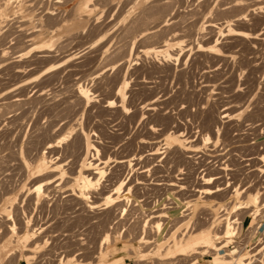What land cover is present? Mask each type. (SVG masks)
<instances>
[{"label": "rangeland", "instance_id": "obj_1", "mask_svg": "<svg viewBox=\"0 0 264 264\" xmlns=\"http://www.w3.org/2000/svg\"><path fill=\"white\" fill-rule=\"evenodd\" d=\"M0 1V6L10 8V19L6 23H0V264H112L114 259L121 260V264H159L152 253L144 257L134 254V239L140 236L143 230L147 229L145 236H149L148 240L157 242H154V246L150 245L151 248L143 249V252L148 253L156 246L161 250L159 258L164 260L167 258L166 246L173 237L180 238L191 229L183 242L185 244L200 230H213L217 224L214 223L215 220L222 216L227 217L229 214L231 220L236 216L242 221L248 216V226L251 218L249 213L257 211L255 215L260 216L258 220H264V174L258 172L259 168H264L263 163L258 160L264 155V0H236V3L235 0ZM254 4L259 6L254 7ZM84 5H88V12L77 15L76 17L81 19L75 17L74 21L80 24L73 23L72 26L69 22L71 26L67 29L56 33L53 29L52 33H46L47 36L42 35L41 41L39 36L31 37L28 27L27 33L30 36L25 33L26 28L25 32L18 28L25 21H19V18L17 20L12 15L18 7H23L21 12H33L35 17L32 21L37 23V26L39 22L49 24L47 14L53 9H58V13H54L61 15L60 18H68L75 7ZM242 6L244 9H241ZM211 24L215 25L214 30L209 27ZM228 25L232 26L235 33L243 32L252 38L243 39L234 33L225 32ZM176 38L179 43L174 41ZM166 42L172 43L170 53L174 54V57L171 63L164 60L163 56L144 53L146 49L164 45ZM211 44H217L219 55L207 52ZM41 45H46V53L45 49H35ZM79 87L89 88L93 103L86 105L78 99ZM122 88L124 98L120 101L116 94ZM108 100L116 102L112 111L107 107ZM122 102L127 108L125 112L120 107L124 105ZM224 114L227 118L223 119L224 122H220V125L217 123V127L222 128L217 134L216 128L211 127L222 121ZM71 128L73 135L77 136L80 135L78 130L89 129V142L101 150L100 155L94 157L93 152H90L85 157L83 148L72 152L73 143L79 141L76 135L69 138L71 141L68 139L69 143L65 141L66 145L61 142L60 139L63 135L66 136ZM208 132L210 141L205 140ZM179 135L183 140L185 137L184 142L176 141V136ZM32 142L36 143L35 146ZM46 142L58 147L48 151ZM154 142L159 144L158 148L161 149L153 160L151 153L149 154L152 152L149 144ZM166 142L170 145V150L165 149ZM39 143H43V147L39 148ZM81 154L85 155V158ZM86 160L93 161L92 164L97 167L102 166L100 169L104 173L97 188L89 192L90 203L86 202L87 205H97L94 211L84 205V200L82 202V199L77 198L82 190V181L77 179L78 173L89 169ZM120 161H127L131 165L125 166L129 167L128 169L121 168L117 164ZM205 165L206 167H203ZM225 166L233 172H223L222 175L226 177L221 175L222 179H219L221 188L225 187L224 192L210 197L203 195L201 201L196 204L200 196L197 191L203 187L201 178L211 175L215 178L217 170ZM60 174H63V177H60ZM146 174H150V177ZM120 178L124 183L123 191L128 189L129 192L115 198L113 204L106 208V196L115 194V185L120 183ZM218 183L214 181V185ZM170 184H176L178 187H170ZM235 186L245 190L241 202L248 201L259 192V205L252 207V211L250 209L234 213L238 201L231 197V192ZM36 187H42L41 192L37 191ZM124 206L125 213L122 212L125 210ZM223 208L229 209L227 214H224ZM160 213L165 214L167 223L162 221H165L164 218H160L162 230L155 233L153 224L155 225L156 220L152 217ZM222 225L215 230L222 231ZM13 228L15 232L10 231ZM195 229L196 232L193 231ZM106 234L110 235V243L102 245ZM104 246L111 255L108 261L101 260L98 255ZM194 256L202 258L199 255ZM194 256L175 257L170 260L173 263L163 262L185 264L190 258L197 259ZM163 262L160 264H164Z\"/></svg>", "mask_w": 264, "mask_h": 264}, {"label": "bare ground", "instance_id": "obj_2", "mask_svg": "<svg viewBox=\"0 0 264 264\" xmlns=\"http://www.w3.org/2000/svg\"><path fill=\"white\" fill-rule=\"evenodd\" d=\"M4 1V0H3ZM13 1V0H12ZM62 1V0H61ZM0 2H2V1H0ZM6 2V1H5ZM14 2V1H13ZM25 2V1H24ZM211 2V1H210ZM244 2V1H243ZM242 2V3H243ZM254 2H255V0H254ZM253 2V3H254ZM27 3V2H26ZM42 3H43V1H42ZM231 3V2H230ZM233 4H234V2H232ZM235 3H236V0H235ZM258 3V2H257ZM261 3V2H260ZM7 4H8V2H7ZM7 4H6V6H7ZM9 4H11V3H9ZM13 4V3H12ZM63 4V3H62ZM263 4V3H262ZM1 5H3V4H1ZM57 5V4H56ZM248 5V4H247ZM258 4H254V7L255 6H257ZM12 5H10V7H11ZM15 6V5H14ZM18 6V5H17ZM23 6V5H22ZM34 6H36V4L34 5ZM40 6V5H39ZM164 6H165V4H164ZM239 6V5H238ZM259 6V5H258ZM262 5H260V7H261ZM8 7V6H7ZM7 7H5V5H4V7L3 6H0V23H6V21L8 20V19H10L9 17V10L8 9H10L9 7L7 8ZM21 7V6H20ZM26 7V6H25ZM168 7V6H167ZM225 7V6H224ZM237 7V6H236ZM247 7V6H246ZM22 9H23V7H21ZM21 8H19L18 7V9H17V7H16V9H17V11L16 12H13V16H14V18H16L17 20H18V18H19V21H20V19H22L23 21H25V22H23V25L21 24V26H19L18 28H20L22 31H24L25 30V28L26 27H28V29H29V31L31 32V33H29V34H31V37L33 38V37H37V36H39V38L42 36V35H46V33L48 34V32H51L52 33V30L54 29V33H56V31L57 32H60L59 30H64V29H67V27L68 26H71V24H72V26H74L73 25V23L74 24H77V23H79V22H77V20H76V22L77 23H75L74 21H75V19L76 18H78V17H76L77 15H79V14H81V13H86V12H88V11H86L87 9H88V5H84V7H75L74 8V10H70L72 13L70 14V16L68 17V18H60L61 17V15H59L58 16V14L56 15L55 13H54V11H56V10H58L57 8L56 9H53L51 12H49L47 15H48V17L46 18V19H48L47 21H49V22H47V23H49V24H46V26H45V24H44V22L43 21H41V22H43V24H41L40 22H39V24L37 25V26H35V24H37V23H34L33 21H32V19L35 17V15H33V12H28V13H26V12H21L22 10H21ZM243 8V6L241 7V9ZM250 8V6L248 7V9ZM12 9V8H11ZM30 9V8H29ZM33 9V8H32ZM238 9V8H237ZM236 9V10H237ZM244 9V8H243ZM246 9V8H245ZM47 10V9H46ZM247 10V9H246ZM23 11H25V10H23ZM26 11H29V10H26ZM238 11V10H237ZM256 11V10H255ZM38 12V11H37ZM57 12V11H56ZM218 12V11H217ZM26 13V14H25ZM58 13V12H57ZM62 13V12H61ZM239 13V12H238ZM242 13V12H241ZM246 13V12H245ZM252 13H253V11H252ZM35 14V13H34ZM230 14V13H229ZM11 15V16H12ZM69 15V14H68ZM206 15V14H205ZM250 15H251V13H250ZM37 16V15H36ZM239 16V15H238ZM243 16V15H242ZM249 16V15H248ZM67 17V16H66ZM76 17V18H75ZM81 17V16H80ZM86 17V16H85ZM235 17H237V16H235ZM240 17V16H239ZM25 18H27V20H25ZM37 18V17H36ZM83 18V17H82ZM220 18V17H219ZM228 18H229V16H228ZM232 18H233V16H232ZM263 18V17H262ZM78 19H81V18H78ZM240 19H241V17H240ZM264 19V18H263ZM217 20V19H216ZM227 20V19H226ZM231 20V19H230ZM239 20V19H238ZM10 21L11 20H9V23H10ZM12 21H14V20H12ZM18 21V22H19ZM69 22L71 23V24H69ZM87 22V21H86ZM160 22V21H159ZM240 22V21H239ZM8 23V22H7ZM8 23V24H9ZM25 23V24H24ZM138 23H139V21H138ZM166 23V22H165ZM237 23V22H236ZM34 24V25H33ZM50 24H53V26H51ZM69 24V25H68ZM80 24V23H79ZM155 24V23H154ZM230 24V23H229ZM233 24V23H232ZM239 24V23H238ZM19 25H20V23H19ZM83 25V24H82ZM87 25V24H86ZM136 25V24H135ZM134 25V26H135ZM138 25V24H137ZM147 25V24H146ZM161 25V24H160ZM219 25V24H218ZM11 26V25H10ZM80 26V25H79ZM224 26H226V25H224ZM14 27V26H13ZM77 26H75V28H76ZM145 27V26H144ZM157 27V26H156ZM209 27L211 28V30H214V28H215V25H209ZM217 27V26H216ZM139 28V27H138ZM142 28V27H141ZM154 28V27H153ZM235 28H236V26H235ZM257 28V27H256ZM69 29V28H68ZM83 29V28H82ZM131 29V28H130ZM129 29V30H130ZM134 29H135V27H134ZM209 29V28H208ZM255 29V28H254ZM10 30H11V27H10ZM20 30V31H21ZM26 30H27V28H26ZM51 30V31H50ZM70 31H71V29H69ZM68 30V31H69ZM74 30V29H73ZM127 30V29H126ZM146 30V29H145ZM217 30V29H216ZM219 30V29H218ZM28 30L25 32V33H27V32H29ZM147 31H149V30H147ZM228 32L229 34H235L236 36H238V37H242L243 39H247V38H252V37H250L248 34H246V33H240V32H238V33H235V31L232 29V26L231 25H228L227 26V30H225V32ZM9 32V31H8ZM14 32V31H13ZM17 32V31H16ZM136 32V31H135ZM134 32V33H135ZM138 32V31H137ZM146 32V31H145ZM181 32V31H180ZM224 32V31H223ZM257 32V31H256ZM53 33V34H54ZM151 33V32H150ZM149 33V34H150ZM153 33V32H152ZM177 33V32H176ZM17 34V33H16ZM28 33H27V36L29 35ZM181 34V33H180ZM49 35H51V34H49ZM64 35V34H63ZM258 35V34H257ZM30 36V35H29ZM47 36V35H46ZM227 36V35H226ZM252 36H254V35H252ZM12 37V36H11ZM172 37V36H171ZM178 37V36H177ZM233 37V36H232ZM38 38V37H37ZM53 37H52V35H51V39H52ZM179 38V37H178ZM182 38H184V37H182ZM241 38V39H242ZM6 39V38H5ZM28 39V38H27ZM43 39H44V36H43ZM180 39V38H179ZM179 39H174V41L177 43H179ZM239 39V38H238ZM253 39H256L255 37H253ZM29 40V39H28ZM32 40V39H31ZM38 40V39H37ZM40 41L42 40L41 38L39 39ZM3 41V40H2ZM21 41V40H20ZM35 41V40H34ZM173 41V40H172ZM248 41V40H247ZM5 42V41H4ZM32 42V41H31ZM37 42V41H36ZM46 42H47V40H46ZM59 42V41H58ZM57 42V43H58ZM162 42V41H161ZM165 42V41H164ZM1 43V42H0ZM30 43V42H29ZM38 43H40V42H38ZM35 43H33V45H34ZM47 44V43H46ZM172 44V43H171ZM169 42H166L164 45L163 44H160L159 46H156V47H151V48H149V49H146L145 51H144V53L145 54H154V55H156V56H163V58H164V60H166L167 62H169V63H171V60H173V57H174V54L172 55L171 53H170V48L172 47V45H171ZM2 45H5V44H2ZM33 45H32V47H33ZM156 45V44H155ZM212 46H208L209 47V49L207 50V52L208 53H212V54H214V55H219L218 54V48H217V44H211ZM29 47V46H28ZM44 47H46V45H41V46H37V48L35 47V49H39L38 51H43L44 49H45V53H46V49L47 48H44ZM49 47L51 48V46L49 45ZM205 47V46H204ZM208 47H206V48H208ZM80 52V51H79ZM208 53H206V54H208ZM40 55H41V53H40ZM43 55H45V54H43ZM42 55V56H43ZM74 55V54H73ZM175 55H177V54H175ZM47 56V55H46ZM45 56V57H46ZM44 57V56H43ZM51 57V56H50ZM71 57H73V56H71ZM148 57V56H147ZM37 58V57H36ZM41 58V57H40ZM161 58V57H160ZM162 58V59H163ZM182 58V57H181ZM42 59V58H41ZM134 59V58H133ZM185 60V59H184ZM177 62V61H176ZM161 63V62H160ZM174 64V63H173ZM169 65V64H168ZM171 66V65H170ZM179 67V66H178ZM155 68V67H154ZM134 72V71H133ZM167 72V71H166ZM171 72V71H170ZM134 73H136V72H134ZM125 81V80H124ZM123 83H125V82H123ZM26 84H28V83H26ZM177 85V84H176ZM24 86V85H23ZM120 88V87H119ZM89 89V88H88ZM88 89H86L85 87L83 88V87H79V88H77V95H78V99H81L83 102H85L86 103V105L87 104H90L91 102H92V94H91V92L88 90ZM208 89V88H207ZM117 93V92H116ZM182 93V92H181ZM115 95V94H114ZM116 96H117V98H118V100H123V98H124V92H123V88L122 89H120L119 90V92L116 94ZM182 98V97H181ZM245 98V97H244ZM191 99V98H190ZM117 100V101H118ZM173 100V99H172ZM180 100V99H179ZM206 100V99H205ZM109 101V100H108ZM152 101V100H151ZM175 100H173V102H174ZM191 101V100H190ZM194 101V100H193ZM232 101V100H231ZM83 102H81V103H83ZM172 102V101H171ZM244 102V101H243ZM84 103V104H85ZM93 103V102H92ZM115 103L116 102H114V101H109L108 102V104H107V107H108V109H109V111H110V109H111V111H112V109L115 107ZM121 103V102H120ZM155 103V102H154ZM185 103V102H184ZM204 103V102H203ZM216 103V102H215ZM119 104V103H118ZM118 104H117V107H118ZM122 104H124L123 102H122ZM156 104H158V103H156ZM162 104V103H161ZM224 104V103H223ZM247 104V103H246ZM119 105H121V104H119ZM150 105V104H149ZM167 105V104H166ZM204 105V104H203ZM159 106H161V105H159ZM175 106V105H174ZM121 107V110L122 111H124L125 112V110L127 109L126 107H125V104L124 105H121L120 106ZM153 107V106H152ZM173 107V106H172ZM195 107H196V105H195ZM199 107V106H198ZM84 108V107H83ZM176 108V107H175ZM200 108V107H199ZM210 108V107H209ZM208 108V109H209ZM107 109V110H108ZM128 109H129V107H128ZM152 109H154V108H152ZM158 109V108H157ZM102 110V109H101ZM105 110V109H104ZM120 110V111H121ZM144 110V109H143ZM149 110V109H148ZM115 111V110H114ZM141 111V110H140ZM180 111V110H179ZM183 111V110H182ZM181 111V112H182ZM200 111V110H199ZM208 111H210V110H208ZM221 111V110H220ZM240 111V110H239ZM81 112V111H80ZM145 112V111H144ZM147 112H149V111H147ZM151 112H153V111H151ZM218 112V111H217ZM252 112H253V110H252ZM123 113V112H122ZM189 113V112H188ZM206 113V112H205ZM111 114V113H110ZM141 114V113H140ZM149 114V113H148ZM151 114V113H150ZM162 114V113H161ZM174 114V113H173ZM181 114V113H180ZM179 114V115H180ZM203 114V113H202ZM121 115V114H120ZM194 115V114H193ZM205 115H207V114H205ZM221 115V114H220ZM225 115V114H224ZM231 115V114H230ZM257 115V114H256ZM80 116V115H79ZM130 116H132V115H130ZM129 116V117H130ZM190 116V115H189ZM209 116V115H208ZM217 116V115H216ZM252 116V115H251ZM136 117V116H135ZM143 117V116H142ZM149 117V116H148ZM155 117V116H154ZM168 117V116H167ZM180 117V116H179ZM186 117V116H185ZM199 117V116H198ZM205 117V116H204ZM221 117V116H220ZM220 117H219V119H220ZM229 117V116H228ZM76 118V117H75ZM132 118V117H131ZM139 118V117H138ZM164 118V117H163ZM169 118V117H168ZM171 118V117H170ZM225 118H227V115H225V116H223L222 118H221V120L222 121H218L217 119H215V120H217L218 122H216V124H214V125H216L215 127H211L212 129L213 128H216V133L217 134H219L220 133V131H221V129H220V126H218L217 127V123H218V125H220V122L221 123H223L224 121H223V119H225ZM255 118V117H254ZM149 119V118H148ZM162 119V118H161ZM165 119V118H164ZM177 119H178V117H177ZM181 119V118H180ZM201 119V118H200ZM202 119H203V117H202ZM206 119V118H205ZM205 119H204V121H205ZM249 119V118H248ZM253 119V118H252ZM75 120V119H74ZM77 120V119H76ZM170 120V119H169ZM213 120H214V118H213ZM212 120V121H213ZM232 120V119H231ZM52 121V120H51ZM51 121H50V123H51ZM116 121V120H115ZM209 121H211L210 119H209ZM255 121V120H254ZM74 122V121H73ZM77 123H78V121H76ZM137 122V121H136ZM161 122V120L158 122V123H160ZM193 122H195V120L193 121ZM192 122V123H193ZM199 122V121H198ZM206 122H208L207 121V119H206ZM205 122V123H206ZM246 122H247V120H246ZM130 123V122H129ZM166 123V122H165ZM200 123H202V122H200ZM211 123V122H210ZM209 123V124H210ZM237 123V122H236ZM244 123V122H243ZM70 124V123H69ZM164 124V123H163ZM184 124V123H183ZM209 124H207V125H209ZM212 124V123H211ZM248 124V123H247ZM51 125V124H50ZM49 125V126H50ZM71 125H72V123H71ZM168 125V124H167ZM206 125V124H205ZM243 125V124H242ZM52 126H54V125H52ZM80 126H81V124H80ZM162 126H164V125H162ZM172 126V125H171ZM175 126V125H174ZM186 126V125H185ZM210 126V125H209ZM222 126V125H221ZM226 126V125H225ZM240 126V125H239ZM254 126V125H253ZM188 127V126H187ZM202 127V126H201ZM206 127V126H205ZM238 127V126H237ZM70 128V127H69ZM83 128V127H82ZM150 128V127H149ZM154 128H155V126H154ZM168 128V127H167ZM166 128V129H167ZM235 128V127H234ZM73 128H71L70 129V131L69 132H67V135L66 136H64L63 135V132H62V135H63V138L62 139H60V141L61 142H65V141H68V139L71 137V136H75L76 134H74L73 135V130H72ZM84 129V128H83ZM166 129L164 130V132L166 131ZM170 129V128H169ZM173 129V128H172ZM179 129V128H178ZM183 129V128H182ZM195 129V128H194ZM197 129V128H196ZM202 129V128H201ZM200 128H199V130H201ZM205 129V128H204ZM210 129V128H209ZM209 129H207V130H209ZM212 129H210V130H212ZM224 129H226V128H224ZM229 129V128H228ZM239 129V128H238ZM237 129V130H238ZM250 129V128H249ZM68 130V129H67ZM82 130V129H81ZM79 131L78 130V134H80V135H76L75 137H78V142L77 141H75V143H73V146H72V148H71V150H72V152H74L75 153V151H77V149H82L83 148V150H85V152H86V156L85 157H87L88 156V154L90 153V152H93V156L94 157H97V156H99L100 155V151L101 150H99V148L95 145V144H93V143H91V142H89V135L87 134V132H88V130L86 131V130H82V131ZM150 130V129H149ZM161 130V129H160ZM163 130V129H162ZM168 130V129H167ZM235 130V129H234ZM259 130V129H258ZM63 131V130H62ZM66 131V130H65ZM170 131V130H169ZM168 131V132H169ZM172 131V130H171ZM202 131V130H201ZM214 131V130H213ZM223 131V130H222ZM248 131V130H247ZM42 132V131H41ZM75 132V131H74ZM81 132V133H80ZM149 132V131H148ZM160 132V131H159ZM183 132V131H182ZM199 132V131H198ZM202 132H206V131H202ZM239 132V131H238ZM245 132V131H244ZM93 133V132H92ZM104 133V132H103ZM129 133V132H128ZM175 133V132H174ZM254 133V132H253ZM105 134V133H104ZM155 134V133H154ZM173 134V133H172ZM176 134V133H175ZM233 134V133H232ZM237 134V133H236ZM243 134V133H242ZM91 135V134H90ZM149 135V134H148ZM163 135V134H162ZM161 135V136H162ZM169 135V134H168ZM182 135V134H181ZM181 135H179V136H176V141H179V142H184V140H185V137H184V140L181 138ZM192 135V134H191ZM194 135V134H193ZM253 135V134H252ZM57 136V135H56ZM101 136V135H100ZM153 136V135H152ZM171 136V135H170ZM173 136V135H172ZM188 136V135H187ZM195 136V135H194ZM204 136V135H203ZM211 136V135H210ZM246 136V135H245ZM62 137V136H61ZM104 137V136H103ZM102 137V138H103ZM107 137V136H106ZM155 137H156V135H155ZM154 137V138H155ZM163 137V136H162ZM183 137V136H182ZM199 137V136H198ZM213 137V136H212ZM59 138V137H58ZM72 138V137H71ZM194 138V137H193ZM239 138V137H238ZM33 139V138H32ZM104 139V138H103ZM153 138H151V140H152ZM189 139V138H188ZM200 139V138H199ZM203 139V138H202ZM205 139V138H204ZM214 139V138H213ZM70 140V139H69ZM75 140V139H74ZM77 140V139H76ZM126 140V139H125ZM187 140V139H186ZM194 140V139H193ZM206 141H210L211 139H210V137H209V132H208V134H206V139H205ZM36 141H37V139H36ZM39 141V140H38ZM37 141V142H38ZM71 141V140H70ZM70 141H68V143L70 142ZM129 141V140H128ZM132 141V140H131ZM137 141V140H136ZM238 141V140H237ZM50 142V141H49ZM47 143L46 142V144L45 145H48V147L46 148V149H48V151L49 150H51V149H53L54 147H58V145L57 146H54V144L52 145V144H50V143ZM52 142V141H51ZM54 142V141H53ZM61 142H58V143H61ZM74 142V141H73ZM77 142V143H76ZM150 142V141H149ZM162 142V141H161ZM233 142V141H232ZM243 142V141H242ZM33 143V142H32ZM45 143V142H44ZM57 143V142H56ZM55 143V144H56ZM66 143L67 142H65V145H66ZM187 143V142H186ZM185 143V144H186ZM189 143V142H188ZM199 143V142H198ZM204 143V142H203ZM214 143V142H213ZM35 142L33 143V145L35 146ZM38 144V143H37ZM39 144H41V143H39ZM43 144V143H42ZM42 144L39 146V148L42 146ZM146 144V143H145ZM190 144V143H189ZM206 144V143H205ZM208 144V143H207ZM225 144V143H224ZM236 144V143H235ZM61 145V144H60ZM63 145V144H62ZM68 145V144H67ZM70 145V144H69ZM127 145V144H126ZM133 145V144H132ZM140 145V144H139ZM143 145V144H142ZM141 145V146H142ZM187 145V144H186ZM194 145V144H193ZM30 146V145H29ZM160 145L159 144H157V143H151V144H149V147H151V149H150V151H152V152H149V154H150V157L151 158H153V160H154V158H156L157 156H158V151L161 149H159L158 147H159ZM161 146H162V144H161ZM165 149L166 150H170V145L166 142L165 143ZM184 146V145H183ZM207 146V145H206ZM255 146V145H254ZM43 147V146H42ZM67 147H70V146H67ZM147 147V146H146ZM163 147V146H162ZM191 147V146H190ZM192 147H195V146H192ZM200 147V146H199ZM203 147V146H202ZM201 147V148H202ZM213 147V146H212ZM251 147V146H250ZM29 148V147H28ZM32 148V147H31ZM85 148V149H84ZM143 148V147H142ZM244 148V147H243ZM249 148V147H248ZM33 149V148H32ZM44 149V148H43ZM55 149H58V148H55ZM54 149V150H55ZM62 149V148H61ZM64 149H65V147H64ZM64 149H63V151H64ZM68 149V148H67ZM145 149V148H144ZM149 149V148H148ZM164 149V150H165ZM172 149V148H171ZM250 149V148H249ZM70 149H68V151H71ZM132 150V149H131ZM177 150V149H176ZM175 150V151H176ZM236 150V149H235ZM241 150V149H240ZM248 150V149H247ZM29 151V150H28ZM32 151V150H31ZM37 151V150H36ZM51 151H53V150H51ZM50 151V152H51ZM56 151V150H55ZM62 151V150H61ZM142 151H143V149H142ZM163 151V150H162ZM181 152H182V150H180ZM223 151V150H222ZM232 151V150H231ZM24 152H26V151H24ZM79 152V151H78ZM77 152V153H78ZM82 152V151H81ZM105 152V151H104ZM140 152V151H139ZM161 152V151H160ZM167 152V151H166ZM174 152V151H173ZM172 152V153H173ZM178 151H176V153H177ZM181 152H179V154L181 153ZM217 152V151H216ZM235 152V151H234ZM252 152V151H251ZM19 153V152H18ZM63 153V152H62ZM66 153V152H65ZM64 153V154H65ZM68 153V152H67ZM144 153V152H143ZM165 153V152H164ZM170 153V152H169ZM183 153V152H182ZM218 153V152H217ZM40 154V153H39ZM57 154V153H56ZM72 155H73V153H71ZM83 154V153H82ZM81 154V155H82ZM92 154V153H91ZM126 154V153H125ZM146 154V153H145ZM166 154V153H165ZM174 154V153H173ZM189 154H190V152H189ZM192 154V156H193V153H191ZM212 154H214L213 152H212ZM11 155V154H10ZM65 155H69V154H65ZM71 155V156H72ZM75 155V154H74ZM79 155V154H78ZM159 155H161L160 153H159ZM167 155V154H166ZM169 155V154H168ZM183 155V154H182ZM184 155H188L187 153L185 154L184 153ZM194 155H196L195 153H194ZM248 155V154H247ZM18 156H19V154H18ZM24 156H26V155H24ZM77 155H75V157H76ZM83 155H82V157H84ZM172 156V155H171ZM170 156V157H171ZM176 156V155H175ZM191 156V157H192ZM240 156V155H239ZM19 157H21V156H19ZM66 157V156H65ZM75 157H73V160H74V158ZM84 157V158H85ZM115 157V156H114ZM114 157H113V159H114ZM122 157V156H121ZM126 157V156H125ZM148 157V156H147ZM180 157V156H179ZM186 156H184V158H185ZM189 157V156H188ZM202 157V156H201ZM227 157V156H226ZM11 158V157H10ZM69 158V157H68ZM79 158H81V157H79ZM100 158V157H99ZM104 158V157H103ZM138 158V157H137ZM149 158V157H148ZM150 158V159H151ZM165 158H167V157H165ZM169 158V157H168ZM194 158V157H193ZM203 158V157H202ZM219 159H220V157H218ZM222 158V157H221ZM12 159V158H11ZM21 159V158H20ZM19 159V160H20ZM123 159V158H122ZM121 159V160H122ZM128 159H129V156H128ZM171 159V158H170ZM187 159V158H186ZM190 159V158H189ZM201 159V158H200ZM204 159V158H203ZM241 159V158H240ZM9 160V159H8ZM29 160H31V159H29ZM61 160V159H60ZM82 160H83V158H82ZM89 160H91V159H89ZM108 160V159H107ZM125 160V159H124ZM145 160V159H144ZM149 160V159H148ZM156 160V159H155ZM163 160V159H162ZM172 161H173V159H171ZM170 160V161H171ZM179 160V159H178ZM184 160V159H183ZM206 160V159H205ZM211 160V159H210ZM212 160H214V159H212ZM225 160V159H224ZM253 160V159H252ZM261 163H263V166H264V155H261L260 157H259V159H258ZM84 161H85V159H84ZM87 161V160H86ZM101 161V160H100ZM118 161V160H117ZM152 161V160H151ZM157 161H158V158H157ZM170 161H169V163H170ZM175 161V160H174ZM187 161V160H186ZM219 161V160H218ZM221 161V160H220ZM237 161V160H236ZM242 161V160H241ZM2 162V161H1ZM4 162V161H3ZM2 162V163H3ZM6 162H7V159H6ZM32 162V161H31ZM34 162V161H33ZM81 162V161H80ZM93 162V161H92ZM92 162L91 161H87L86 162V165H87V167L89 168V169H87V170H85V171H83V172H79L78 173V177H77V179H79V180H81L82 182V190H78L80 193V195H78V197L77 198H80V199H82V200H80V201H82L83 202V200L85 201V203H84V205L86 204V202H89L90 203V201H89V199H90V191L91 190H93L94 188H97L96 186H97V184H98V182H99V180H100V178H102L103 176H104V173H103V171L100 169V167H102V166H96V164H92ZM147 162V161H146ZM179 162V161H178ZM184 162V161H183ZM200 162H201V160H200ZM203 162V161H202ZM206 162V161H205ZM224 162V161H223ZM245 162V161H244ZM23 163L24 164H26V162L23 160ZM35 163V162H34ZM94 163V162H93ZM99 163V162H98ZM149 163V162H148ZM151 163V162H150ZM160 163V162H159ZM194 163V162H193ZM193 163H192V165H193ZM117 164H119V166L122 168V167H125L127 164L129 165L130 163L129 162H127V161H120V162H118ZM168 164V163H167ZM179 164V163H178ZM198 164H200V163H198ZM210 164V163H209ZM211 164H213V163H211ZM222 164V163H221ZM101 165V164H100ZM109 165H111V164H109ZM108 165V166H109ZM131 165V164H130ZM144 165V164H143ZM186 165H188V164H186ZM191 165V166H192ZM201 165V164H200ZM213 165H215V164H213ZM61 166V165H60ZM116 166V165H115ZM136 166H138V165H136ZM150 166H151V164H150ZM167 166V165H166ZM170 166V165H169ZM171 166H173V165H171ZM180 167H181V165H179ZM184 165H182V167H183ZM209 166V165H208ZM207 166V167H208ZM218 166V165H217ZM22 167H24V166H22ZM81 167V166H80ZM110 167V166H109ZM133 167V166H132ZM148 167V166H147ZM160 167V166H159ZM177 167V166H176ZM187 167V166H186ZM190 167V166H189ZM203 167H206V165L205 166H203ZM214 167V166H213ZM251 167V166H250ZM77 168H79V167H77ZM118 168V167H117ZM120 168V169H121ZM128 169L129 167H125L124 169ZM165 168H167V167H165ZM171 168H173V167H171ZM178 168V167H177ZM210 168V167H209ZM208 168V169H209ZM217 168V167H216ZM245 168V167H244ZM24 169V168H23ZM142 169V168H141ZM163 169H164V167H163ZM176 169V168H175ZM179 169H181V168H179ZM178 169V170H179ZM192 169H196V168H192ZM207 169V170H208ZM215 169V168H214ZM251 169V168H250ZM24 170H26V168L24 169ZM92 170H94V171H92ZM112 170V169H111ZM119 170V169H118ZM143 170V169H142ZM147 170V169H146ZM157 170V169H156ZM168 170V169H167ZM186 170V169H185ZM202 170V169H201ZM210 170H212V169H210ZM216 170V169H215ZM246 170H247V168H246ZM105 171V170H104ZM140 171V170H139ZM139 171H137V172H139ZM160 171V170H159ZM159 171H157V172H159ZM163 171V170H162ZM192 171V170H191ZM218 172H217V174H216V176L217 177H215L214 178V176H210V177H208V178H201V183H202V186L203 187H200V189H198V193L200 194V196H199V198L196 200V204L198 203V202H200L201 201V199H202V196L203 195H205V196H207V197H210V196H213L214 194H216V193H220V192H224V188H221V185H219L220 184V181H219V179H222L221 177L222 176H225V175H222L223 174V172H228V171H232V169L230 170V168L229 167H227V166H225V167H222V168H220V169H218L217 170ZM113 172V171H112ZM161 172V171H160ZM165 172V171H164ZM167 172V171H166ZM233 172V171H232ZM254 172V171H253ZM258 172L259 173H262V174H264V168H259L258 169ZM63 173V172H62ZM124 173V172H123ZM145 173V172H144ZM169 173V172H168ZM205 173V172H204ZM210 173V172H209ZM252 173V172H251ZM113 174V173H112ZM111 174V175H112ZM129 174V173H128ZM152 174V173H151ZM175 174V173H174ZM188 174V173H187ZM237 174V173H236ZM240 174V173H239ZM249 174V173H248ZM73 175L75 176V174L73 173ZM115 175V174H114ZM131 175V174H130ZM133 175V174H132ZM142 175V174H141ZM144 175V174H143ZM146 175H148V174H146ZM145 175V176H146ZM150 175V174H149ZM148 175V176H149ZM165 175V174H164ZM168 175V174H167ZM183 175V174H182ZM189 175V174H188ZM222 175V176H221ZM228 175V174H227ZM98 176V177H97ZM147 176V177H148ZM152 176V175H151ZM175 176V175H174ZM184 176V175H183ZM190 176V175H189ZM200 176V175H199ZM60 177H63V174H60ZM114 177V176H113ZM122 177V176H121ZM142 177H144V176H142ZM146 177V178H147ZM150 177V176H149ZM148 177V178H149ZM156 177V176H155ZM160 177V176H159ZM194 177V176H193ZM226 177V176H225ZM229 177V176H228ZM237 177V176H236ZM115 178V177H114ZM116 178H118V177H116ZM124 178V177H123ZM139 178V177H138ZM145 178V179H146ZM153 178V177H152ZM51 179V178H50ZM61 179V178H60ZM119 179V178H118ZM122 178H120V180H118V182H120V183H118V185L116 184L115 186H116V188H115V194H113V196H115V197H113V196H111V195H108V196H106V200H105V206H106V208H108V207H110L112 204H113V201H114V199L116 198H119L121 195H126L128 192H129V190L127 189L126 191H123V185H124V183L123 182H121L122 180H121ZM127 179V178H126ZM144 179V178H143ZM157 179V178H156ZM173 179H175V178H173ZM185 179H187V178H185ZM228 179V178H227ZM8 180V179H7ZM116 180V179H115ZM142 180V179H141ZM169 180H171V179H169ZM190 180V179H189ZM193 180V179H192ZM218 181L219 183L218 184H215L214 185V181ZM11 181V180H10ZM41 181V180H40ZM42 181H44V180H42ZM75 181V180H74ZM124 181V180H123ZM162 181V180H161ZM164 181V180H163ZM70 182V181H69ZM116 182V181H115ZM114 182V183H115ZM125 182V181H124ZM151 182V181H150ZM72 183H73V181H72ZM154 183H155V181H154ZM158 183H159V181H158ZM200 183V182H199ZM200 183V184H201ZM224 183V182H223ZM229 183V182H228ZM227 183V184H228ZM17 184V183H16ZM136 184V183H135ZM150 184V183H149ZM180 184V183H179ZM222 184V183H221ZM226 184V185H227ZM39 185V184H38ZM37 185V186H38ZM51 185V184H50ZM127 185V184H126ZM151 185V184H150ZM214 185V186H213ZM238 185V184H237ZM42 186V185H41ZM54 186V185H53ZM68 186V185H67ZM78 186V185H77ZM142 186V185H141ZM163 186V185H162ZM167 186V185H166ZM170 187H178L176 184H170L169 185ZM196 186V185H195ZM211 186H213V187H211ZM229 186H230V183H229V185L227 186L228 188H229ZM34 187H35V185H34ZM51 187V186H50ZM111 187H113V186H111ZM137 187V186H136ZM187 187V186H186ZM236 187V186H235ZM238 187V186H237ZM234 188L233 189V191L231 192V194H232V198H234V199H236L237 201H238V204H236V207H234V213H237V212H239V211H243V210H250L252 207H254V206H256L257 207V205H259V201H260V195H259V192H257V193H255L253 196H252V198L251 199H249L248 201H242L241 202V199H242V194L245 192V190H242L241 188ZM37 188V187H36ZM113 188V189H114ZM127 188V187H126ZM129 188V187H128ZM142 188V187H141ZM164 188V187H163ZM227 188V189H228ZM231 188H232V186H231ZM230 188V189H231ZM5 189V188H4ZM41 189H42V187H38L37 188V191H39V192H41ZM112 189V188H111ZM138 189V188H137ZM174 189V188H173ZM172 189V190H173ZM178 189V188H177ZM181 189V188H180ZM197 189V188H196ZM46 191H47V189H45ZM49 190V189H48ZM132 190V189H131ZM53 192H54V190H52ZM94 191V190H93ZM111 191V190H110ZM142 191V190H141ZM27 192V191H26ZM43 192V191H42ZM45 192V191H44ZM50 192V191H49ZM191 192V191H190ZM193 192V191H192ZM194 192H196V191H194ZM229 192V191H228ZM67 193H71V192H67ZM112 193V192H111ZM66 194V193H65ZM72 194V193H71ZM78 194V193H77ZM190 194V193H189ZM229 194V193H228ZM227 194V195H228ZM2 195V194H1ZM93 195V194H92ZM217 195V194H216ZM216 195H214V196H216ZM220 195V194H219ZM221 195H222V193H221ZM50 196V195H49ZM177 196V195H176ZM193 196V195H192ZM36 197V196H35ZM178 197V196H177ZM197 197V196H196ZM105 198V197H104ZM163 198V197H162ZM2 199V198H1ZM46 199H48V198H46ZM71 199V198H70ZM70 199H69V201H70ZM76 199V198H75ZM179 199V198H178ZM177 199V200H178ZM181 199V198H180ZM179 199V200H180ZM190 199V198H189ZM204 200H205V198H203ZM207 199V198H206ZM78 200V199H77ZM209 200V199H208ZM76 201V200H75ZM124 201V200H123ZM170 201V200H169ZM180 201H182V200H180ZM184 201V200H183ZM172 202V201H171ZM194 202V201H193ZM175 203V202H174ZM184 203V202H183ZM93 204V203H92ZM117 204H119V203H117ZM165 204V203H164ZM171 204V203H170ZM172 204H173V202H172ZM156 205V204H155ZM169 205V204H168ZM174 206H175V204H173ZM183 205H187V204H183ZM215 205V204H214ZM229 205V204H228ZM227 205V206H228ZM86 206H87V208H89L90 209V211L91 210H93V209H96L97 208V205H87L86 204ZM85 206V207H86ZM103 206V205H102ZM128 206V205H127ZM163 206V205H162ZM167 206V205H166ZM216 206V205H215ZM226 206V207H227ZM125 207V206H124ZM124 207H123V209H124ZM148 207V206H147ZM172 207V206H171ZM190 208L192 207V206H189ZM208 207V206H207ZM225 207V206H224ZM173 208V207H172ZM172 208H170V209H172ZM189 208V209H190ZM203 208H205V207H203ZM111 209V208H110ZM115 209H116V207H115ZM161 209V208H160ZM167 209H168V207H167ZM253 209V208H252ZM252 209H251V211H252ZM64 210V209H63ZM113 210V209H112ZM188 210V209H187ZM204 210V209H203ZM222 210H224V208L222 209ZM86 211V210H85ZM89 211V212H90ZM94 211V210H93ZM141 211V210H140ZM169 211H171V210H169ZM228 211H229V209L227 210V209H225L224 210V214H227L228 213ZM118 212V211H117ZM123 213H125L126 212V207H125V210H123L122 211ZM156 212H158V211H156ZM164 212H165V210H164ZM166 212H167V210H166ZM187 212V211H186ZM223 212V211H222ZM257 211H252V213H249V215H252V217L253 218H257L259 215H255V213H256ZM155 213V212H154ZM159 213V212H158ZM208 213V212H207ZM210 214H211V212H209ZM208 213V214H209ZM242 213V212H241ZM147 214H148V212H147ZM181 214H183V213H181ZM187 214V213H186ZM233 214V213H232ZM126 215V214H125ZM188 215H190V214H188ZM212 215H213V212H212ZM212 215H211V219L214 217V215H213V217H212ZM223 215V214H222ZM229 214H227V217H225V216H222L221 218H217L216 220H215V228H213V230L212 229H203V230H200L199 232H197L195 235H193L192 236V238L189 240V242H187V243H183L184 242V240L186 239V236L187 235H189L190 233L189 232H191L190 230H189V232L188 231H186L185 232V235L184 236H182V237H173L172 238V240H171V242L168 244V246H166V252H167V258L166 259H160L159 258V256H160V253H161V250H159V249H157L156 248V246L150 251V252H148V253H144L143 251V249H146V247H147V249H149L148 247H150V245L152 246V244H153V246H154V244L155 243H157L156 242V240H154V241H150V240H148L147 239V237H149V236H145V233H146V231H147V229H146V231L145 230H143L142 231V229H141V234H140V236H138L137 237V235H136V239H134V254H137V255H139L140 257H144V256H146V255H148L149 253H152L153 254V256H154V259H157L158 261L157 262H159V264L160 263H162L163 261H170V260H172V259H175V257H183V258H186V257H188V256H190V257H192V256H194V255H199V256H202V257H205V256H208V255H210L211 256V258L213 259V262L214 263H216V264H220L221 262H224L225 260L224 259H222V250L223 249H225V248H227L228 247V244H229V241H232L234 238H235V236H236V229H235V227H234V225L235 224H237V222L239 221V219L238 220H231V218H229L230 216H228ZM237 215V214H236ZM220 216V215H219ZM218 216V217H219ZM256 216V217H255ZM119 217V216H118ZM143 217V216H142ZM167 218L166 216H165V214L164 213H160V214H158V215H156V216H153L152 218H155V220H156V222H155V225L153 224V226H155V228L154 229H156V231H155V233H160L161 232V230H162V224H160V221H159V219L160 218ZM187 217V216H186ZM200 217V216H199ZM206 217V216H205ZM233 217H234V215H233ZM260 217V216H259ZM5 218V217H4ZM157 218H158V222H157ZM164 218V219H165ZM182 218V217H181ZM180 218V219H181ZM235 218H237L236 216H235ZM111 219V218H110ZM116 219H117V217H116ZM146 219V218H145ZM150 219V218H149ZM187 219V218H186ZM185 219V220H186ZM200 219V218H199ZM203 219V218H202ZM208 219V218H207ZM220 219V220H219ZM234 219V218H233ZM106 220H107V218H106ZM182 220V219H181ZM184 220V221H185ZM209 220V219H208ZM114 221H116V220H114ZM131 221V220H130ZM144 221V220H143ZM153 221V220H152ZM162 221L163 222H166L167 223V221H166V219H165V221L162 219ZM161 221V222H162ZM112 222V221H111ZM116 222H120V221H116ZM136 222V221H135ZM138 222V221H137ZM175 222V221H174ZM198 222V221H197ZM203 222H204V220H203ZM207 222V221H206ZM209 222V221H208ZM248 222V216L246 217V219H245V221H244V225H246V223ZM139 223H140V221H139ZM149 223V222H148ZM171 223H173V222H171ZM181 223V222H180ZM179 223V224H180ZM196 223V222H195ZM211 223V222H210ZM113 224V223H112ZM126 224V223H125ZM143 224V223H142ZM165 223H163V225H164ZM176 224V223H175ZM174 224V225H175ZM221 224H223L222 226H223V229H222V231L220 232L219 230L217 231V230H215L216 228H219L220 227V225ZM117 225V224H116ZM138 225V224H137ZM136 225V226H137ZM125 226V225H124ZM141 226V225H140ZM139 226V227H140ZM165 226V225H164ZM176 226V225H175ZM184 226V225H183ZM183 226H182V228H183ZM14 227V226H13ZM109 227H111V226H109ZM130 227H131V225H130ZM149 227V226H148ZM208 227H210V224H209V226ZM119 228V227H118ZM134 228V227H133ZM146 227H144V229H145ZM152 228V227H151ZM170 228V227H169ZM172 228V227H171ZM201 228H202V226H201ZM200 228V229H201ZM204 228V227H203ZM222 228V227H221ZM113 229V228H112ZM139 229V228H138ZM150 229V228H149ZM185 229V228H184ZM184 229H183V231H184ZM132 230V229H131ZM172 230H174V229H172ZM10 231H14L15 232V229L13 228L12 230H10ZM126 231V230H125ZM151 231V230H150ZM154 231V230H153ZM170 230L168 229V232H169ZM178 231V230H177ZM193 231H197L196 229L195 230H193ZM106 232V231H105ZM172 232V231H171ZM194 232V233H195ZM126 233V232H125ZM130 233V232H129ZM134 233V232H133ZM189 233V234H188ZM193 233V234H194ZM111 234V233H110ZM118 234V233H117ZM128 234V233H127ZM139 234V233H138ZM130 235V234H129ZM154 235V234H153ZM157 235V234H156ZM192 235V234H191ZM190 235V236H191ZM134 236H135V234H134ZM179 236V235H178ZM157 237V236H156ZM166 237V236H165ZM165 237H164V239H165ZM168 237V236H167ZM172 237V236H171ZM189 237V236H188ZM103 238V237H102ZM102 238H101V240H102ZM115 238V237H114ZM126 238V237H125ZM129 238V237H128ZM135 238V237H134ZM151 238V237H150ZM149 238V239H150ZM153 238V237H152ZM131 239V238H130ZM101 242V241H100ZM155 242V243H154ZM109 243H110V235H108V234H106L105 236H104V239H103V241H102V245H109ZM222 244V245H221ZM221 245V246H220ZM162 246V245H161ZM105 247V246H104ZM151 248V247H150ZM161 249V248H160ZM98 251V250H97ZM130 251V250H129ZM130 253V252H129ZM132 253V252H131ZM98 255H99V257L101 258V260H103V261H108V260H110V257H111V255H110V253H109V250H107L106 249V247L102 250H100V252L98 253ZM194 257H196L197 258V256H194ZM100 260V261H101ZM94 262V261H93ZM234 262H235V264H246V262H245V259H244V257H242V255L239 253V255L237 256V258H235L234 259ZM164 263V262H163ZM170 263H173V262H171L170 261ZM112 264H121V260H116V259H114V261L112 262ZM165 264V263H164ZM166 264H167V262H166ZM169 264V263H168ZM174 264H176V263H174ZM263 264H264V262H263Z\"/></svg>", "mask_w": 264, "mask_h": 264}, {"label": "built area", "instance_id": "obj_3", "mask_svg": "<svg viewBox=\"0 0 264 264\" xmlns=\"http://www.w3.org/2000/svg\"><path fill=\"white\" fill-rule=\"evenodd\" d=\"M259 216L253 218L251 215L248 226L239 220L234 225L236 236L229 241L228 247L222 250L220 264H235L234 259L239 253L244 257L246 264H263L264 262V220L259 221ZM235 218L233 220H238ZM185 264H216L210 256L202 258H190ZM219 264V263H218Z\"/></svg>", "mask_w": 264, "mask_h": 264}]
</instances>
